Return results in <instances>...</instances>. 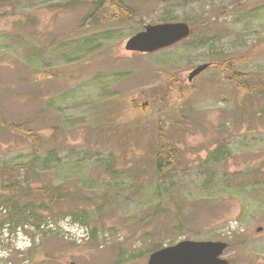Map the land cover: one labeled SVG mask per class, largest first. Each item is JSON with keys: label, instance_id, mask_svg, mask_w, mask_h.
I'll return each mask as SVG.
<instances>
[{"label": "rangeland", "instance_id": "obj_1", "mask_svg": "<svg viewBox=\"0 0 264 264\" xmlns=\"http://www.w3.org/2000/svg\"><path fill=\"white\" fill-rule=\"evenodd\" d=\"M105 1L0 0V264H147L186 239L264 264V0ZM174 21L191 35L125 50Z\"/></svg>", "mask_w": 264, "mask_h": 264}, {"label": "water", "instance_id": "obj_2", "mask_svg": "<svg viewBox=\"0 0 264 264\" xmlns=\"http://www.w3.org/2000/svg\"><path fill=\"white\" fill-rule=\"evenodd\" d=\"M189 34L190 27L185 22L145 25L143 30L126 41L125 49L136 52H153L172 45ZM207 66V63H203L195 67L189 73L188 81H191ZM226 246L225 242L220 241L184 240L151 253L147 264H229L227 260L219 257Z\"/></svg>", "mask_w": 264, "mask_h": 264}, {"label": "trees", "instance_id": "obj_3", "mask_svg": "<svg viewBox=\"0 0 264 264\" xmlns=\"http://www.w3.org/2000/svg\"><path fill=\"white\" fill-rule=\"evenodd\" d=\"M108 3L111 5V6H115V12L114 14L115 15H112V18L110 19H115V18H123L121 14H123L126 10V6L124 5L123 1L122 0H111V1H108ZM231 70H226L225 72L222 71V75L223 77L227 80V81H230V82H234L237 86H239L241 84V82H243V78L246 80V75L245 74H240L238 72H236L234 70V68H230ZM225 73H231V75H227L225 76ZM243 76V78H242ZM247 81V80H246ZM247 84L249 85H245L243 88H242V92L243 93H248L249 95L253 93V91H255V89H261L262 86L260 85H256L255 83H250V82H247ZM174 86V82H173V78H168L166 80V83H165V86L163 87V90H164V93L163 95H166V94H170L171 93V90ZM163 101L161 99H159L157 101L158 104H161ZM158 157L160 156H166V158L169 157V153H164V151L162 149H158L156 150V153H155ZM13 171H14V168L13 167H10L9 165L7 166H4L3 167V172L4 174L7 176V184H8V189L12 192L14 189L16 191L17 187H18V182H16L10 175L13 174ZM8 172V173H7ZM156 172L158 174H161V170L159 169H156ZM7 200L9 201H13L14 199L10 197V199H8V197H6ZM26 210L27 209V206L25 207ZM25 220V219H24ZM14 225H17V222H15Z\"/></svg>", "mask_w": 264, "mask_h": 264}]
</instances>
